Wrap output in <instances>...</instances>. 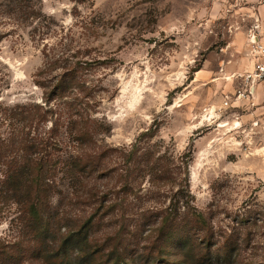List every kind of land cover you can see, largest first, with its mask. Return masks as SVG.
<instances>
[{"label": "rangeland", "instance_id": "1", "mask_svg": "<svg viewBox=\"0 0 264 264\" xmlns=\"http://www.w3.org/2000/svg\"><path fill=\"white\" fill-rule=\"evenodd\" d=\"M252 22L237 0H0V154L54 165L27 219L0 160V264H57L79 228L136 256L186 186L231 264H264V124L236 98Z\"/></svg>", "mask_w": 264, "mask_h": 264}, {"label": "trees", "instance_id": "2", "mask_svg": "<svg viewBox=\"0 0 264 264\" xmlns=\"http://www.w3.org/2000/svg\"><path fill=\"white\" fill-rule=\"evenodd\" d=\"M36 115L39 116L37 113H31V117ZM17 117L28 120L30 116L23 111L17 113ZM81 159L76 156L69 167L77 168L79 165L78 168L83 170L86 168V161L82 163ZM0 160L5 165L2 185L19 197L16 202L23 207L20 209L21 213L27 219L42 215L48 202L45 179L54 166L51 158L43 154L40 160L36 161L28 158L14 161L13 158L4 160L3 154H0ZM189 202L187 186L181 187L170 197L169 203L161 206L155 214L143 213L148 215L145 217L149 218L146 223L151 224L154 237L144 251L136 256L132 251H126L128 246L125 243L121 246L120 241L111 243L105 250H101L97 245L88 248L86 231L79 228L69 232L59 243L56 251L57 264H135L136 260H141L143 264H231L238 252L237 247L229 243L232 236H224V241L219 245L220 242L213 239L215 235L212 227L207 224L203 214ZM165 243L173 244L178 251L176 261L172 259V253L165 252ZM68 250L74 252L73 259H69Z\"/></svg>", "mask_w": 264, "mask_h": 264}, {"label": "built area", "instance_id": "3", "mask_svg": "<svg viewBox=\"0 0 264 264\" xmlns=\"http://www.w3.org/2000/svg\"><path fill=\"white\" fill-rule=\"evenodd\" d=\"M247 43L253 64L252 68L243 75L246 87H241L236 91V98L238 99L240 97H251L254 86L264 80V35H262V25L256 17L253 18V22L248 29Z\"/></svg>", "mask_w": 264, "mask_h": 264}, {"label": "crops", "instance_id": "4", "mask_svg": "<svg viewBox=\"0 0 264 264\" xmlns=\"http://www.w3.org/2000/svg\"><path fill=\"white\" fill-rule=\"evenodd\" d=\"M241 2L245 8V12L251 18H258L262 25V35H264V0H237ZM250 99L251 113L260 112L261 116L254 118L253 122L264 124V80L254 86Z\"/></svg>", "mask_w": 264, "mask_h": 264}]
</instances>
